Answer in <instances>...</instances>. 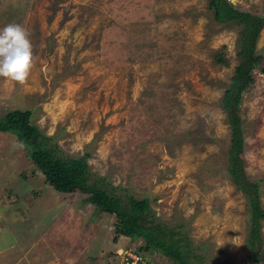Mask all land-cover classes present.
Masks as SVG:
<instances>
[{"label":"rangeland","instance_id":"374dc122","mask_svg":"<svg viewBox=\"0 0 264 264\" xmlns=\"http://www.w3.org/2000/svg\"><path fill=\"white\" fill-rule=\"evenodd\" d=\"M227 2L264 21V0ZM206 4L0 0V28L28 29L37 60L23 86L0 77V114L27 111L62 152L87 153L91 172L147 198L200 264H264L247 258L248 215L226 174L229 126L218 106L238 62L239 28L214 23ZM254 56L261 61L237 116L243 169L264 207V24ZM84 198L53 191L15 138L0 133V264H118L114 244H142L113 240L115 218ZM260 234L263 250L264 224Z\"/></svg>","mask_w":264,"mask_h":264},{"label":"trees","instance_id":"16d2710c","mask_svg":"<svg viewBox=\"0 0 264 264\" xmlns=\"http://www.w3.org/2000/svg\"><path fill=\"white\" fill-rule=\"evenodd\" d=\"M206 9L211 13L214 23L239 28L238 62L218 106L226 114L229 126L226 174L244 199L248 215L244 238L247 258L252 262H264V249H260L264 207L260 202L259 185L249 180L243 169V139L237 116L242 93L252 81L250 72L261 61L254 56V44L264 21L254 14L237 10L227 0H207ZM215 59L220 65L227 64L220 56ZM0 133L15 138L26 159L53 191L61 194L78 192L85 196L83 201L92 205L98 213L113 216V240L121 236L135 241L140 239L142 244L137 251L144 255L158 253L169 260L170 264H200L197 254L190 250L188 238L180 231L166 230L153 217L147 198L136 199L125 189L112 186L107 177L91 172L86 162L89 158L87 153L71 157L62 152L53 137L46 136L30 122L29 112L11 110L0 114Z\"/></svg>","mask_w":264,"mask_h":264},{"label":"clouds","instance_id":"9594fccd","mask_svg":"<svg viewBox=\"0 0 264 264\" xmlns=\"http://www.w3.org/2000/svg\"><path fill=\"white\" fill-rule=\"evenodd\" d=\"M36 63L28 29L14 22L0 28V77L23 86Z\"/></svg>","mask_w":264,"mask_h":264},{"label":"built area","instance_id":"2783aa9c","mask_svg":"<svg viewBox=\"0 0 264 264\" xmlns=\"http://www.w3.org/2000/svg\"><path fill=\"white\" fill-rule=\"evenodd\" d=\"M137 246L116 251L118 264H157L149 261L143 253L137 251Z\"/></svg>","mask_w":264,"mask_h":264},{"label":"crops","instance_id":"0c3cea01","mask_svg":"<svg viewBox=\"0 0 264 264\" xmlns=\"http://www.w3.org/2000/svg\"><path fill=\"white\" fill-rule=\"evenodd\" d=\"M120 239H126V240H128L129 241V239L127 238V237H119ZM119 238L116 240V242L119 240ZM132 244V243H131ZM114 252H113V255H115V252L116 251H118V250H123V249H125V248H123V247H120V244L117 246V243H116V245L114 244ZM111 253H112V250H111ZM99 263H102V264H108V261L107 262H105V258H104V262H101V261H99Z\"/></svg>","mask_w":264,"mask_h":264}]
</instances>
